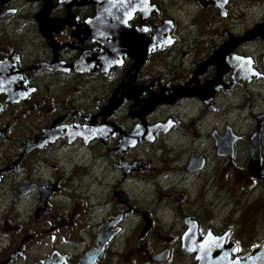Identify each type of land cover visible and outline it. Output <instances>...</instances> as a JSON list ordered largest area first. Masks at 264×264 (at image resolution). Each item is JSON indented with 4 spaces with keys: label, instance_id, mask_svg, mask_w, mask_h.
<instances>
[{
    "label": "flooded vegetation",
    "instance_id": "obj_1",
    "mask_svg": "<svg viewBox=\"0 0 264 264\" xmlns=\"http://www.w3.org/2000/svg\"><path fill=\"white\" fill-rule=\"evenodd\" d=\"M263 33L264 0H0V264H195V227L263 243Z\"/></svg>",
    "mask_w": 264,
    "mask_h": 264
},
{
    "label": "water",
    "instance_id": "obj_2",
    "mask_svg": "<svg viewBox=\"0 0 264 264\" xmlns=\"http://www.w3.org/2000/svg\"><path fill=\"white\" fill-rule=\"evenodd\" d=\"M253 31L255 30L250 32L252 33ZM221 53H217L214 58L225 59V52ZM231 64L233 65V63ZM262 123L263 118L258 117L257 130L252 136L253 149L248 164L250 170L253 171V175L262 180L264 186V165L262 164V152L258 138L259 127ZM225 239L226 233L216 236L208 232L207 235L201 237L198 234L197 227H195L184 234L181 250H183L184 254H193L195 264H264V242L251 249L246 255L238 256L237 245L231 242L230 245L225 246Z\"/></svg>",
    "mask_w": 264,
    "mask_h": 264
},
{
    "label": "rangeland",
    "instance_id": "obj_3",
    "mask_svg": "<svg viewBox=\"0 0 264 264\" xmlns=\"http://www.w3.org/2000/svg\"><path fill=\"white\" fill-rule=\"evenodd\" d=\"M246 125V124H245ZM252 125H254V120L252 122ZM264 149V146H263ZM241 161L242 158L241 156L238 157V163L240 164L239 166H241ZM223 173V176H221V174ZM208 175L210 176L209 178H211L212 180L215 181V184H212L214 188L219 187L220 189H224V193H225V197H227V193H234L236 194L237 198H241V193L245 190L244 186L242 183H238L239 181L235 180V176H233V169H229L228 171H224V167H218V170L215 174L209 172ZM218 175V176H217ZM217 176V177H216ZM190 187H192V190L194 189V185L193 186H189L186 189H190ZM209 200H213L214 197L216 196V191L215 189H212L209 194L207 195ZM229 198V197H228ZM157 202V199L155 200ZM264 197H262L261 200H259V209H257L258 207V203L253 205V213L254 212H261L263 209H261L260 207L263 206L264 207ZM148 203V202H147ZM139 206L143 205L146 206L147 204L145 202H139L138 203ZM152 208H155L156 203L154 206L150 205ZM252 213V214H253ZM264 222V220H262ZM128 228V232L130 236L135 237V235L138 232V235L140 234V227H139V219L136 220V222H134L133 220L129 221V224L127 226ZM160 231L162 233V235H164L163 237H167L166 234H174L176 233V230H173L172 232H169L168 230H165L163 227H160ZM258 236H263L264 237V224H260L259 225V229H258ZM134 234V235H133ZM234 235V233H233ZM45 235L42 236H38V238H42ZM137 237V236H136ZM133 240V239H132ZM243 239H241L242 241ZM169 240H164V242H168ZM39 242V241H37ZM254 244L253 243H249L247 242V240H244V244L240 247L239 249V254L240 255H244L247 254L252 248H254ZM47 247H40V246H31L30 249L27 250V252L23 255L22 257V261H25V263H27V261H30L28 264H32L34 260H36L37 258L43 256L42 254L44 252H46ZM124 258V257H123ZM116 259L115 263L118 262V264H121L124 259ZM135 256H131L128 262H133L134 261ZM24 263V264H25ZM138 264H140V262H138Z\"/></svg>",
    "mask_w": 264,
    "mask_h": 264
}]
</instances>
